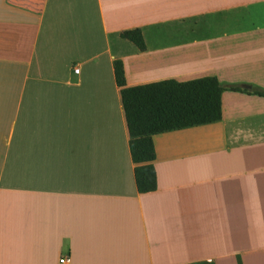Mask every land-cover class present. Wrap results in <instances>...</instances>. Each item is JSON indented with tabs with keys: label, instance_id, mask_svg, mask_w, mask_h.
<instances>
[{
	"label": "crops",
	"instance_id": "0c3cea01",
	"mask_svg": "<svg viewBox=\"0 0 264 264\" xmlns=\"http://www.w3.org/2000/svg\"><path fill=\"white\" fill-rule=\"evenodd\" d=\"M115 60L264 89V0H0V264H264V96L154 134L140 193Z\"/></svg>",
	"mask_w": 264,
	"mask_h": 264
},
{
	"label": "trees",
	"instance_id": "16d2710c",
	"mask_svg": "<svg viewBox=\"0 0 264 264\" xmlns=\"http://www.w3.org/2000/svg\"><path fill=\"white\" fill-rule=\"evenodd\" d=\"M139 50L145 42L139 27L120 31ZM114 78L120 90L121 104L129 135V150L134 163L136 189L140 193L155 190L156 133L211 123L220 120L221 94L224 90L264 96V89L252 84H222L215 76L178 81H159L126 86L121 60L113 62Z\"/></svg>",
	"mask_w": 264,
	"mask_h": 264
},
{
	"label": "built area",
	"instance_id": "2783aa9c",
	"mask_svg": "<svg viewBox=\"0 0 264 264\" xmlns=\"http://www.w3.org/2000/svg\"><path fill=\"white\" fill-rule=\"evenodd\" d=\"M75 72H78V68H74ZM58 264H71L70 256L69 255H61L58 258Z\"/></svg>",
	"mask_w": 264,
	"mask_h": 264
}]
</instances>
